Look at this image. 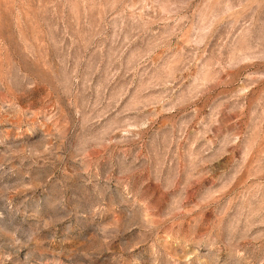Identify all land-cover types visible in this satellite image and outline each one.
Returning a JSON list of instances; mask_svg holds the SVG:
<instances>
[{"label":"rangeland","instance_id":"obj_1","mask_svg":"<svg viewBox=\"0 0 264 264\" xmlns=\"http://www.w3.org/2000/svg\"><path fill=\"white\" fill-rule=\"evenodd\" d=\"M0 264H264V0H0Z\"/></svg>","mask_w":264,"mask_h":264}]
</instances>
